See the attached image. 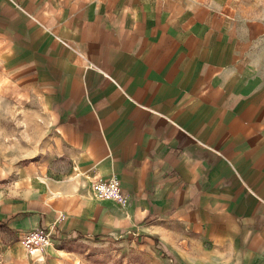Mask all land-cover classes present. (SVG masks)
I'll use <instances>...</instances> for the list:
<instances>
[{"label":"crops","instance_id":"1","mask_svg":"<svg viewBox=\"0 0 264 264\" xmlns=\"http://www.w3.org/2000/svg\"><path fill=\"white\" fill-rule=\"evenodd\" d=\"M224 4L0 0L1 65L81 183L31 217L53 239L137 225L207 241L199 260L170 249L180 264H264V15ZM112 173L121 204L91 187Z\"/></svg>","mask_w":264,"mask_h":264},{"label":"rangeland","instance_id":"2","mask_svg":"<svg viewBox=\"0 0 264 264\" xmlns=\"http://www.w3.org/2000/svg\"><path fill=\"white\" fill-rule=\"evenodd\" d=\"M216 1L233 11L264 15V0ZM55 125L24 83L10 77L0 62V264H180L171 250L185 251L198 260L201 253L206 255L207 241L195 233L158 232L163 245L140 237L137 225L95 235L51 237L37 247L25 245L26 230L45 227L31 217L42 219L54 201L71 198L73 192H67L69 197L60 192L63 185H81L71 162L58 155ZM52 209L53 220H60V208ZM19 213L28 214L21 217ZM211 255L209 264H222Z\"/></svg>","mask_w":264,"mask_h":264},{"label":"built area","instance_id":"3","mask_svg":"<svg viewBox=\"0 0 264 264\" xmlns=\"http://www.w3.org/2000/svg\"><path fill=\"white\" fill-rule=\"evenodd\" d=\"M91 187L94 194L98 197H111L118 201L124 199V194L120 186V181L114 173L103 177L99 174H94L91 180ZM50 227H34L26 230L22 235V240L29 247H37L46 245L51 239Z\"/></svg>","mask_w":264,"mask_h":264},{"label":"trees","instance_id":"4","mask_svg":"<svg viewBox=\"0 0 264 264\" xmlns=\"http://www.w3.org/2000/svg\"><path fill=\"white\" fill-rule=\"evenodd\" d=\"M53 236H54V230L51 229V237H53Z\"/></svg>","mask_w":264,"mask_h":264}]
</instances>
